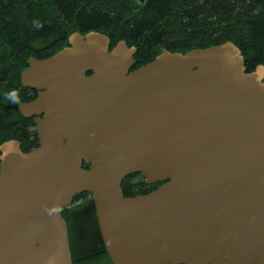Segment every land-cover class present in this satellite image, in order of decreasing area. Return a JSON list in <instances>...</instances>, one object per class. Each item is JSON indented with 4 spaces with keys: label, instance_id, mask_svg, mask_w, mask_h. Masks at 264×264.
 <instances>
[{
    "label": "water",
    "instance_id": "1",
    "mask_svg": "<svg viewBox=\"0 0 264 264\" xmlns=\"http://www.w3.org/2000/svg\"><path fill=\"white\" fill-rule=\"evenodd\" d=\"M68 42L21 73L39 141L0 145V264H72L62 209L83 192L112 264H264V65L232 41L136 69L125 40ZM136 173L160 185L127 197Z\"/></svg>",
    "mask_w": 264,
    "mask_h": 264
},
{
    "label": "trees",
    "instance_id": "2",
    "mask_svg": "<svg viewBox=\"0 0 264 264\" xmlns=\"http://www.w3.org/2000/svg\"><path fill=\"white\" fill-rule=\"evenodd\" d=\"M91 30L109 35L111 48L121 40L136 46L133 69L164 48L186 53L227 41L241 48L248 71L264 65V0H0V145L17 139L24 152L37 146L35 124L19 111L28 98L21 83L28 60L47 58L67 46L72 33ZM158 185L146 184L140 173L122 183L127 197ZM76 203L81 205L63 210L72 248L76 222L82 227L95 212L88 192Z\"/></svg>",
    "mask_w": 264,
    "mask_h": 264
},
{
    "label": "flooded vegetation",
    "instance_id": "3",
    "mask_svg": "<svg viewBox=\"0 0 264 264\" xmlns=\"http://www.w3.org/2000/svg\"><path fill=\"white\" fill-rule=\"evenodd\" d=\"M25 88H26V91L28 92V98L25 102H28V101L35 99L37 97V95L39 94V91L36 89H32L30 87H25ZM23 117H25V116H23ZM25 118L31 119L33 121V123L35 124L34 116L33 117H25ZM34 129H35V131H37L36 124L34 125ZM37 133H38V131H37ZM38 141H39V137H38ZM38 141H37V146H38ZM36 147H34V148H36ZM80 205H81L80 203H76V204H73L70 208H72V207L75 208L76 206H80ZM74 208H72V209L74 210ZM78 210H80V209H78ZM94 210H95V207H94ZM74 214H76V213H74ZM83 225L87 226L86 230L84 228H82L80 225H78V223L76 222V227H75L74 232H73V237H74V242H75V247L72 248L73 264L76 261H79L81 259L82 253L84 251L83 248L86 245L84 240L86 241L87 238H90L91 241L93 242L96 250L98 251V254H97L98 256L102 254V255L108 257V253H107V250H106V247H105L102 235H101V231L99 228L98 220L96 217V212H94V217L91 218V221H89V222H87V224H83Z\"/></svg>",
    "mask_w": 264,
    "mask_h": 264
},
{
    "label": "rangeland",
    "instance_id": "4",
    "mask_svg": "<svg viewBox=\"0 0 264 264\" xmlns=\"http://www.w3.org/2000/svg\"><path fill=\"white\" fill-rule=\"evenodd\" d=\"M139 4L144 3L146 0H136ZM82 228L86 230L87 226L82 224ZM85 247L83 248L84 251L82 253L81 259L76 262V264H112L108 257L100 255L98 256V251L96 250L93 242L90 238H87ZM91 257V258H89ZM83 258H89L86 261Z\"/></svg>",
    "mask_w": 264,
    "mask_h": 264
}]
</instances>
